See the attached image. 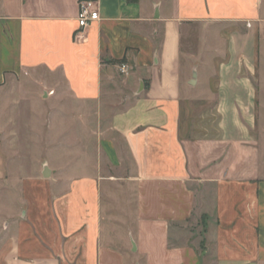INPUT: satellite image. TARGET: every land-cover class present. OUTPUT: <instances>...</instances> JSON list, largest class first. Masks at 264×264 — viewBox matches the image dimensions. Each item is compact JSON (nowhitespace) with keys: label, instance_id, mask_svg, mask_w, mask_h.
Returning <instances> with one entry per match:
<instances>
[{"label":"crops","instance_id":"obj_1","mask_svg":"<svg viewBox=\"0 0 264 264\" xmlns=\"http://www.w3.org/2000/svg\"><path fill=\"white\" fill-rule=\"evenodd\" d=\"M96 1L99 19L79 30L78 0H0V112L3 87L27 73L77 105L100 153L23 176L0 142V264H264V158L249 122L263 0ZM193 25L225 28L232 62L186 50Z\"/></svg>","mask_w":264,"mask_h":264},{"label":"rangeland","instance_id":"obj_2","mask_svg":"<svg viewBox=\"0 0 264 264\" xmlns=\"http://www.w3.org/2000/svg\"><path fill=\"white\" fill-rule=\"evenodd\" d=\"M262 11L263 18L254 27L252 25L257 48L256 66L252 78L256 83L254 88L257 95L254 107L250 111L249 122L252 136L258 142L261 158H264V0ZM246 27H251V23L247 22ZM206 29L193 25L189 30V36L184 39L185 49L196 53L203 47L204 51H207L209 46V51L213 52L206 54L208 61L232 62L233 56L229 52L230 36H227L226 29L210 28L208 31ZM213 32L220 36L212 37ZM208 33H210L209 37ZM214 49H218V52ZM214 72L210 71L212 79L215 77ZM40 77L50 78V75L41 71ZM12 80L2 89L3 103L0 112V142L3 158L12 172L17 171L23 176H35L38 172L37 168L47 161L50 162L49 166L54 173H71L75 163L96 162L100 158V153L95 147L96 140L89 131H86L85 125L78 118L75 103L67 100L57 105L53 101L56 90L46 89L27 73L16 75ZM42 91L47 92L51 98L42 100L40 97ZM10 97L11 101L8 100ZM215 104L216 102L212 100L202 106L209 113L207 120L210 125L208 134L210 138L216 136L214 132H216L217 119L213 113ZM200 107L197 106L196 109ZM63 109L67 111L60 112ZM89 117L88 121L91 123L92 119ZM103 162L105 163V160ZM196 224L197 228L193 225L188 227L193 228L191 237L195 236L201 250L199 237L203 228L202 219H197Z\"/></svg>","mask_w":264,"mask_h":264},{"label":"built area","instance_id":"obj_3","mask_svg":"<svg viewBox=\"0 0 264 264\" xmlns=\"http://www.w3.org/2000/svg\"><path fill=\"white\" fill-rule=\"evenodd\" d=\"M99 19L98 3L96 0H78L76 22L79 30L87 28L91 23ZM120 74L128 73V65L120 62L117 65Z\"/></svg>","mask_w":264,"mask_h":264},{"label":"water","instance_id":"obj_4","mask_svg":"<svg viewBox=\"0 0 264 264\" xmlns=\"http://www.w3.org/2000/svg\"><path fill=\"white\" fill-rule=\"evenodd\" d=\"M47 173H48V168H47V166H44V174L47 175Z\"/></svg>","mask_w":264,"mask_h":264}]
</instances>
